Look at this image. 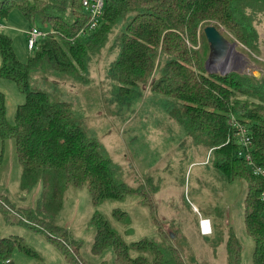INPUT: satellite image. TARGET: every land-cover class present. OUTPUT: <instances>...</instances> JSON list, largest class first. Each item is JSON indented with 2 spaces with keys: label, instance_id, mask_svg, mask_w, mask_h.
Returning <instances> with one entry per match:
<instances>
[{
  "label": "trees",
  "instance_id": "obj_1",
  "mask_svg": "<svg viewBox=\"0 0 264 264\" xmlns=\"http://www.w3.org/2000/svg\"><path fill=\"white\" fill-rule=\"evenodd\" d=\"M13 10L20 11L32 26L55 34L40 40L27 62L18 58L12 39L0 34V78L14 81L26 97L13 125L6 121L0 98V138L4 147L13 140L22 189L31 192L41 186L36 206L19 209L29 222L10 218L3 203L15 205L0 194L4 225L43 233L58 244L70 264H79L74 245L79 242L56 223L67 190L86 189L94 206L106 200L123 201L134 192L116 178L110 157L80 126L72 104L30 84L38 69L82 79L90 54L106 44L114 27L123 22L116 37L119 56L108 71V77L116 81L118 101L129 103L139 96L140 88L149 85L153 93L180 104L172 116L189 135L203 136L200 139L210 148L214 169L230 183L247 182L244 225L254 241L252 264H264V203L260 200L264 180L237 155L236 142L237 125L243 126L252 140L254 164L264 167V74L209 73L210 44L204 34L209 25L224 28L246 50L261 55L264 0H106L102 25L83 37H77L87 23L82 0H0V19ZM112 215L123 224L130 220L120 208ZM89 225L95 229L92 251L112 250L116 264H185L174 246H159L148 237L126 242L99 212L92 214ZM226 248L227 264H240L242 244L233 232ZM15 250L28 256L34 252L20 235L0 236V262L10 258L15 264ZM134 252L140 255L133 256ZM149 252L151 257L146 256Z\"/></svg>",
  "mask_w": 264,
  "mask_h": 264
},
{
  "label": "rangeland",
  "instance_id": "obj_2",
  "mask_svg": "<svg viewBox=\"0 0 264 264\" xmlns=\"http://www.w3.org/2000/svg\"><path fill=\"white\" fill-rule=\"evenodd\" d=\"M31 27L18 10L0 19V34L12 39L22 62L33 54L27 47L26 34ZM122 29L123 22L114 27L106 44L90 54L82 79L61 76L51 69H38L30 77L32 88L72 104L80 126L88 136L98 140L101 153L110 157L116 178L134 190L123 201L106 200L97 206L91 203L86 189L67 190L56 223L81 243V246L74 244L79 251L76 260L79 264H116L112 250L92 251L95 229L89 221L94 212H99L126 242L148 237L159 246H174L185 264H227L226 245L233 232L242 244L240 264H252L254 241L244 225L247 182L230 183L221 177L213 167L209 146L200 139L203 136L189 135L172 116V110L180 106L174 99L153 93L148 85L140 88L139 96L129 103L118 101L114 93L116 81L108 77V71L119 56L116 37ZM221 30L229 44L236 46L220 55L214 52L207 71L222 75L235 71L261 77L264 24L259 27L262 51L259 56L247 51L224 28ZM1 63L0 54V67ZM0 98L6 121L13 125L18 107L25 103V94L14 81L0 78ZM21 173L13 140L9 139L4 147L0 138V194L7 196L15 207L3 204L10 218L27 221L20 210L36 206L41 186L25 191L20 185ZM115 208L129 215L128 223H120L113 217ZM1 214L0 236L20 235L34 251L28 256L15 250L12 255L15 264H70L58 244L43 233L25 226L4 225ZM202 219L207 225L200 229ZM34 226L47 232L42 225ZM68 249L71 253L75 251L71 245ZM137 255L140 254L133 253ZM146 256L151 257L152 253Z\"/></svg>",
  "mask_w": 264,
  "mask_h": 264
},
{
  "label": "built area",
  "instance_id": "obj_3",
  "mask_svg": "<svg viewBox=\"0 0 264 264\" xmlns=\"http://www.w3.org/2000/svg\"><path fill=\"white\" fill-rule=\"evenodd\" d=\"M106 0H82L83 12L87 16V23L84 28L78 32L77 37H83L89 33L95 32L99 29L103 22L104 8ZM27 47L30 51L35 49L38 45V42L42 39H45L50 34H55L54 31H45L37 26H32L27 31ZM238 131L236 133V142L239 145L237 155L240 158H243L244 161L252 169L253 173L256 176L261 177L264 180V167L257 166L254 164L251 148L252 140L249 134L247 133L246 128L243 126L237 125ZM260 200L264 203V189L261 192ZM203 219L200 221V229L204 228ZM2 264H11V259H6L1 262Z\"/></svg>",
  "mask_w": 264,
  "mask_h": 264
},
{
  "label": "water",
  "instance_id": "obj_4",
  "mask_svg": "<svg viewBox=\"0 0 264 264\" xmlns=\"http://www.w3.org/2000/svg\"><path fill=\"white\" fill-rule=\"evenodd\" d=\"M204 34L208 43L210 44V55L206 63V67H208L209 59L212 54L215 52L217 54L225 53V45H230L229 42L225 39L222 34V30H218L215 26L209 25L204 29ZM234 46L235 44H231ZM225 74V73H224Z\"/></svg>",
  "mask_w": 264,
  "mask_h": 264
},
{
  "label": "bare ground",
  "instance_id": "obj_5",
  "mask_svg": "<svg viewBox=\"0 0 264 264\" xmlns=\"http://www.w3.org/2000/svg\"><path fill=\"white\" fill-rule=\"evenodd\" d=\"M235 46H236V45L232 46V45H227V44H226V45H225V48H226V49H230V50H234V47H235ZM203 225H204V227H205V226L207 225V221H204V224H203ZM204 230H205V229H204Z\"/></svg>",
  "mask_w": 264,
  "mask_h": 264
},
{
  "label": "crops",
  "instance_id": "obj_6",
  "mask_svg": "<svg viewBox=\"0 0 264 264\" xmlns=\"http://www.w3.org/2000/svg\"><path fill=\"white\" fill-rule=\"evenodd\" d=\"M14 262V261H13Z\"/></svg>",
  "mask_w": 264,
  "mask_h": 264
}]
</instances>
